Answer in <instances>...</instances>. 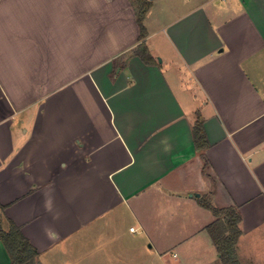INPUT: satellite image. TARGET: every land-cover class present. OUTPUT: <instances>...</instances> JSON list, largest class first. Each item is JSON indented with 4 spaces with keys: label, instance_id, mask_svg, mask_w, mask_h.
Listing matches in <instances>:
<instances>
[{
    "label": "crops",
    "instance_id": "obj_1",
    "mask_svg": "<svg viewBox=\"0 0 264 264\" xmlns=\"http://www.w3.org/2000/svg\"><path fill=\"white\" fill-rule=\"evenodd\" d=\"M134 1L0 0L3 223L42 264H224L205 198L264 264V0H149L154 64Z\"/></svg>",
    "mask_w": 264,
    "mask_h": 264
},
{
    "label": "trees",
    "instance_id": "obj_2",
    "mask_svg": "<svg viewBox=\"0 0 264 264\" xmlns=\"http://www.w3.org/2000/svg\"><path fill=\"white\" fill-rule=\"evenodd\" d=\"M137 11V21L140 26V40L142 41L135 53L147 64H154L155 59L151 55L148 46L145 43L146 28L144 19L151 7L149 0H135ZM194 142L198 150H205L209 147L207 135L203 126V121L199 116L194 128ZM201 205L210 209L216 219L207 226L213 243L220 253V260L224 264H242L236 259V245L242 233L240 228L241 214L237 206H228L224 208L215 207L205 198L200 201ZM0 208V240L3 241L10 257L11 264H42L39 260L37 249L24 236L21 228L13 221L9 222V227H3L2 211Z\"/></svg>",
    "mask_w": 264,
    "mask_h": 264
},
{
    "label": "rangeland",
    "instance_id": "obj_3",
    "mask_svg": "<svg viewBox=\"0 0 264 264\" xmlns=\"http://www.w3.org/2000/svg\"><path fill=\"white\" fill-rule=\"evenodd\" d=\"M126 223V225H127V228L130 226V225H134V226H136V223L134 222V220H128V221H126L125 222ZM3 227L5 228V229H7L8 228V225L7 224H5V223H3ZM183 228V227H182ZM137 236V238H140V237H142V238H144L145 236H143L142 235V233L141 232H138V234L136 235ZM3 242V241H2ZM169 258V257H168Z\"/></svg>",
    "mask_w": 264,
    "mask_h": 264
},
{
    "label": "built area",
    "instance_id": "obj_4",
    "mask_svg": "<svg viewBox=\"0 0 264 264\" xmlns=\"http://www.w3.org/2000/svg\"><path fill=\"white\" fill-rule=\"evenodd\" d=\"M131 230L135 232L136 231V228L132 227ZM174 256H177V255L174 254Z\"/></svg>",
    "mask_w": 264,
    "mask_h": 264
}]
</instances>
